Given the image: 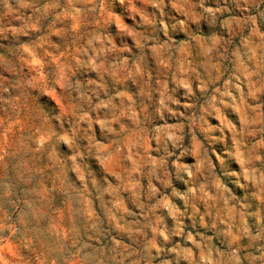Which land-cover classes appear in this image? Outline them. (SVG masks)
<instances>
[{"label":"rangeland","instance_id":"374dc122","mask_svg":"<svg viewBox=\"0 0 264 264\" xmlns=\"http://www.w3.org/2000/svg\"><path fill=\"white\" fill-rule=\"evenodd\" d=\"M0 264H264V0H0Z\"/></svg>","mask_w":264,"mask_h":264}]
</instances>
